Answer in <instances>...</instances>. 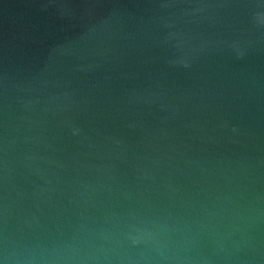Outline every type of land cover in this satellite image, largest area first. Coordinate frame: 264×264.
I'll return each instance as SVG.
<instances>
[{"label": "water", "instance_id": "1", "mask_svg": "<svg viewBox=\"0 0 264 264\" xmlns=\"http://www.w3.org/2000/svg\"><path fill=\"white\" fill-rule=\"evenodd\" d=\"M0 264H264V0H0Z\"/></svg>", "mask_w": 264, "mask_h": 264}]
</instances>
